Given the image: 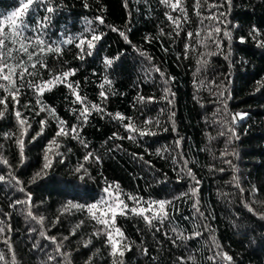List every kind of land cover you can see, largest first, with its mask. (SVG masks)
<instances>
[{"label": "trees", "instance_id": "1", "mask_svg": "<svg viewBox=\"0 0 264 264\" xmlns=\"http://www.w3.org/2000/svg\"><path fill=\"white\" fill-rule=\"evenodd\" d=\"M18 7L0 0L5 31ZM24 21L45 51L6 42L0 264H264V0H43Z\"/></svg>", "mask_w": 264, "mask_h": 264}, {"label": "snow or ice", "instance_id": "2", "mask_svg": "<svg viewBox=\"0 0 264 264\" xmlns=\"http://www.w3.org/2000/svg\"><path fill=\"white\" fill-rule=\"evenodd\" d=\"M164 2H166V0H164ZM35 3H43V0H20V7H18L15 11H13L12 13H10L7 17H6V26L7 28L10 29V31H5L4 27H0V79L2 80H5V81H9V83L12 85L13 88H15V82L11 80V76L13 75H16V69L17 68H20L22 65H23V61H20L18 64L16 65H10L8 64V59L10 57H12V53H13V50L12 49H9L8 46H7V41L9 39H11V43L12 44H17L19 43L20 47L18 49H16V51L18 52H23L25 54L28 55L29 57V60H31L32 58V55H34V53H31L28 51V48L30 46H40V51L43 52L45 51V47H44V41L41 40L39 38V36H37L35 38V41H33L31 38H29L28 36H25L24 35V32L25 30L27 29V24L25 23L24 21V17L30 12L31 10V6H33ZM47 11L49 13H51L52 11H54V9L52 7H49L47 8ZM49 19V17H45V20ZM97 19H99L100 23H104L103 19L98 17ZM42 23V22H41ZM117 29H113V31H116ZM217 31H219V29H217ZM121 36H124V33H120ZM192 34L189 33V36H191ZM225 36H228L229 33L225 32L224 33ZM101 39V37L99 35H93L92 36V40H99ZM125 39H127V37L125 36ZM27 42V43H25ZM68 43H71V41H67ZM85 41L84 40H81L80 41V44L77 45V47H80V45L84 44ZM94 45L89 41L88 42V48H92ZM264 46V45H262ZM47 51L49 52H52V51H55L57 53L60 52V48L59 47H56V48H52V47H47L46 49ZM106 64H111L112 61L111 60H106L105 61ZM36 65L33 64L32 67H35ZM5 69H7V71H5ZM27 74V75H32L31 72H28L27 68L25 67L23 69V71H20L19 72V77L20 78H23V76ZM73 75L72 72H65L63 73V79L66 80L67 77ZM63 80L61 79V77L57 76L54 78V81H48L46 84L44 85H41V86H36L34 84L30 85L31 87H37L38 88V91L40 93H43V91L48 88V85H52L53 83H62ZM106 83H108L106 81ZM68 87L69 88H73V85L72 84H68ZM103 87V86H102ZM50 90V89H49ZM18 91V89H17ZM101 96H105V93L104 92H101ZM15 95H13V99L15 100ZM76 100L79 101L81 104H85V100L84 98H82L81 96H79V94H76ZM3 101H0V103H2ZM93 108H96V110L100 111L101 109L98 108V106L96 105H93L92 106ZM44 109L42 108L41 111H43ZM87 114H90L89 112V108L87 106H84L82 111H81V116L84 117V119L86 120L87 119ZM17 115V118L19 119L20 118V113L17 112L16 113ZM119 116V114H117ZM20 125L23 127L24 124H25V121L23 119H20ZM41 132L40 133H37V136L41 135L43 133V126L45 124V121H41ZM147 123V122H146ZM63 121H61V127L59 128V130L57 131L56 133V136L59 137L61 135H67L68 132L63 128ZM132 131H139L138 129H135L133 128L131 125L128 126ZM73 132L76 131L75 127H73L72 129ZM24 133H22L23 135ZM141 135H145L147 133L145 132H140ZM36 137H33V139H35ZM75 138V137H73ZM130 139H133L134 137H129ZM18 143L20 144V147H21V161L23 162V141L22 140H18ZM50 143H53L55 144V138L53 139L52 142ZM57 147L59 146L58 144L56 145ZM92 154L89 153L88 156L85 157V160H87L89 158V156H91ZM51 166V161L48 159V155L46 153L45 155V164L43 165V168L41 170V172H38L36 173V176L34 177L35 178H39L41 177L42 175H45L46 172H47V169ZM82 167V166H81ZM77 171H80V169L78 168ZM189 175H191V172H189ZM3 177L0 176V180H2ZM21 191H23V189H21ZM107 191V189H106ZM193 194H195V191L193 192ZM132 199H135L134 197ZM19 203V202H18ZM137 203H139V201H137ZM152 203H156V204H159V209H160V212L163 213L164 212V205L166 203H168L167 201H154ZM108 208H109V211L112 213V225L109 224V220L108 219H101L100 217L96 216L95 214H93V219H95L97 221V223H100L102 225L105 226V229H108L109 227L113 226L114 225V222H115V216L117 215V208H120V214H125L124 213V209H127V205L124 204L123 201H119L118 205H116V207H113L111 204H108L107 205ZM122 206V208L120 207ZM71 207L73 208H76V207H82L80 205H71ZM97 205L93 204V205H90L89 208L90 209H93V208H96ZM151 207V205H149V208ZM148 209H144V208H141L139 210L133 208L131 209V211L133 213H136L138 215H142L144 217L145 220L149 221V223H151V220L152 219H156L155 216H153L151 219L144 215V212L147 211ZM251 211V209H249ZM29 215H31V213H29ZM102 216H105L107 215V213H101ZM117 233L120 234L121 237H123V233L120 232V229L117 228L116 229ZM100 233L97 232L96 235H99ZM107 236H108V240L109 241H112L113 240V237H112V234L110 231L106 232ZM53 241L55 242V238H52ZM57 250L59 251V245L57 246ZM117 252V247H116V243L113 242L112 244V254L115 255ZM121 256L123 255V252L121 251L119 253ZM0 259H4L3 256H0Z\"/></svg>", "mask_w": 264, "mask_h": 264}]
</instances>
